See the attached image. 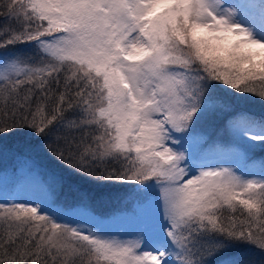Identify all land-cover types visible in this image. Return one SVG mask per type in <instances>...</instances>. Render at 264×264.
<instances>
[{
  "label": "snow or ice",
  "instance_id": "1",
  "mask_svg": "<svg viewBox=\"0 0 264 264\" xmlns=\"http://www.w3.org/2000/svg\"><path fill=\"white\" fill-rule=\"evenodd\" d=\"M0 18V264H264V111L234 108L264 104V0H0ZM229 151L243 163L209 162ZM70 182L120 194L135 234L70 218Z\"/></svg>",
  "mask_w": 264,
  "mask_h": 264
},
{
  "label": "trees",
  "instance_id": "2",
  "mask_svg": "<svg viewBox=\"0 0 264 264\" xmlns=\"http://www.w3.org/2000/svg\"><path fill=\"white\" fill-rule=\"evenodd\" d=\"M3 18H0V23H3ZM22 50L27 49V46H19ZM234 108L236 111H247L255 114H259L261 111H264V104H261L259 98L253 97L251 94H246L244 96H240L236 103L234 104ZM219 128V124L211 125L206 124L204 126L205 132L209 135L213 136V138H217L216 132ZM250 151H254L253 158L260 160L264 158V150L261 148L249 149ZM12 161L9 159L4 161V164L10 166ZM60 196L65 197L64 201L67 203H75L79 201L88 202L91 207L98 212V214L104 213H112L118 209H124L125 205L119 198L120 194L115 191H108L106 189H101L93 185H87L80 182H70L65 185V187L61 190ZM84 197L85 199H81Z\"/></svg>",
  "mask_w": 264,
  "mask_h": 264
},
{
  "label": "rangeland",
  "instance_id": "3",
  "mask_svg": "<svg viewBox=\"0 0 264 264\" xmlns=\"http://www.w3.org/2000/svg\"><path fill=\"white\" fill-rule=\"evenodd\" d=\"M260 148L259 146L255 147V149ZM249 151V155L252 157L254 156V151ZM205 155V154H201ZM215 158H222L226 160H236L241 163L243 161L240 160V153L238 151H229L221 156L217 157L216 154H208L209 162H211L212 159ZM253 160L257 161V159L253 158ZM259 161V160H258ZM197 162H199V157ZM62 200H64L65 197L60 196ZM80 203V207H76L72 209L69 213L70 218L74 219H82V220H89L92 219L93 214H98L97 211H95L91 205L85 201H79L75 202L73 204ZM72 204V203H68ZM153 207H155V196H153ZM100 216L104 217V221L102 224V227L112 233H118L121 237H130L138 230L140 226V221L137 216L133 215L131 212H121V209L115 210L112 213H104L99 214Z\"/></svg>",
  "mask_w": 264,
  "mask_h": 264
}]
</instances>
